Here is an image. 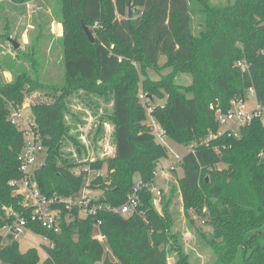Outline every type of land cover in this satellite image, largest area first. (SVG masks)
Masks as SVG:
<instances>
[{"label": "trees", "instance_id": "trees-1", "mask_svg": "<svg viewBox=\"0 0 264 264\" xmlns=\"http://www.w3.org/2000/svg\"><path fill=\"white\" fill-rule=\"evenodd\" d=\"M28 1L0 0V12ZM46 1L49 13L37 10L39 14L33 15L31 42L17 57L54 52L55 40L47 27L54 18L62 28L65 83L44 84L35 67L39 59L31 60L33 75L23 66L15 67L14 60L10 65L7 58L1 59V65L14 69V80H0V230L15 216H28L12 185L21 177L17 157L24 134L10 123L8 104L19 105L24 94L35 88L56 93L51 102L31 107L30 118L46 154L35 172L40 192L69 197L84 186L101 189L102 196L90 199L91 203L110 209L122 206L135 193L137 206L128 216L102 208L86 217H80L77 208L59 207L58 233L32 226L53 243L43 248L45 258L35 247L21 252L19 242L2 246L0 236L1 264H167L170 252L176 254L175 264H188L179 235L172 231V214L166 205L162 214L156 211L147 188L168 152L145 127L141 93L149 104L164 100L153 106V118L174 144L191 150L172 173L182 172L177 185L187 217L196 213L213 228L215 237L208 244L218 255L217 264H264V124L252 120L235 137L219 132L215 119L217 110L229 109L230 101L244 98L249 88L259 102L264 101V0H236L211 10L196 37L191 33L188 0ZM129 4L135 11L133 19L127 17ZM82 26L92 32L94 43ZM9 37L4 41H12ZM161 56L166 57L164 66L173 71L159 81L144 80L139 85L134 64L156 68ZM242 60L247 70L237 66ZM176 74L190 75L192 83L176 84ZM78 89L100 95L110 92L113 102L115 154L84 164L94 172L105 169V175L91 179L88 186L83 168L74 172L81 165L60 152L63 140L70 139L64 119L68 98ZM138 128L144 133H137ZM72 141L80 153L82 147ZM137 182L146 187L134 192Z\"/></svg>", "mask_w": 264, "mask_h": 264}, {"label": "rangeland", "instance_id": "rangeland-1", "mask_svg": "<svg viewBox=\"0 0 264 264\" xmlns=\"http://www.w3.org/2000/svg\"><path fill=\"white\" fill-rule=\"evenodd\" d=\"M46 0H30L27 3L16 6L15 10L2 9L0 12V80L3 83H10L14 80V69L9 70L5 68L4 64L1 65V59L10 61L14 60L15 67L23 66L28 73L33 75V67L31 60H38L35 67L38 68L40 80H44V84H51L54 87L64 85V72L62 68V28L59 23L52 18V21L47 25L49 32L53 34L52 39L55 46L54 52L46 51L41 53V56H32L29 52L28 56L24 58L17 57L24 51H27V45L31 42V35L34 34V25L31 24L33 15L37 10L49 13L50 9L47 6ZM236 0H188L189 15H190V28L193 36H197L200 31L204 29V22L206 14L211 10L225 8L233 5ZM47 3V4H45ZM39 14V13H38ZM15 17V23L12 22V17ZM59 26V28H57ZM10 35V39L19 44V50L13 48V45L4 41V37ZM4 57V58H3ZM166 57L161 56L158 61V66L155 68L142 69L139 64H134L139 77V85L144 80L159 81L166 75L170 74L173 70L171 67H165ZM173 81L183 87H187L192 83V77L187 74H176ZM43 82V81H42ZM56 93L51 89L35 88L24 94V100L19 105L22 107V114L31 116V107L33 105L49 103L53 100ZM140 96V95H139ZM142 101V100H141ZM164 100L155 99L152 103L142 101L145 111L149 107L153 108L156 104H163ZM148 113V112H147ZM147 117V116H146ZM66 126L69 128L67 135L70 139L65 138L62 142L60 152L63 156H68L69 161L78 163L79 166L74 170L75 173L87 170V166L91 162L99 160H108L114 157L115 148L113 144L114 121H113V102L110 100V92L105 95H100L95 92H85L78 89L73 90L68 98L67 109L64 113ZM147 120H145V123ZM25 124L24 121H22ZM147 127V126H145ZM224 127L219 128V132H223ZM137 133L143 134V128H138ZM72 139H75L82 147L81 152L78 153L79 146H75ZM173 145L174 151L178 154H185L188 149L178 146L170 141ZM77 151V152H76ZM46 154L45 149L42 154L38 156V163H44ZM173 161V155L168 153V157L161 159L156 170L155 185L159 188V194H152L153 205L157 212L162 214L164 205L168 208V212L172 214L173 227L172 231L177 233L182 252L188 257V264H217L218 255L213 248L208 244L210 239L215 237L213 228L210 226L208 220H205L196 213H188L187 217L184 211V204L181 192L177 185V179L181 176L180 169L176 173L172 171L161 172ZM105 167V165H104ZM100 175H105V169L98 171ZM139 184L137 182L135 187ZM108 186L112 184L108 183ZM89 199L100 198L103 194L101 189H89ZM94 197V198H93ZM156 201V203H154ZM9 211V210H8ZM206 208L202 209L203 214L206 213ZM128 216V215H127ZM97 231V230H96ZM26 236L19 240V250L25 252L29 247L38 249L42 258L46 257L43 245H37L41 238L25 234ZM98 237L97 232L94 233ZM34 242V243H30ZM238 257V256H236ZM177 260L176 254L170 252L167 255V264H175ZM1 264V262H0Z\"/></svg>", "mask_w": 264, "mask_h": 264}, {"label": "built area", "instance_id": "built-area-1", "mask_svg": "<svg viewBox=\"0 0 264 264\" xmlns=\"http://www.w3.org/2000/svg\"><path fill=\"white\" fill-rule=\"evenodd\" d=\"M237 66L243 71L247 70V65L244 60L239 61ZM139 98L142 101L147 100L143 93ZM9 121L13 125L17 126L23 131V145L20 153L18 154V168L21 177L12 183L15 187V192L21 195L23 198L24 206L27 207V215H18L14 217V220L5 225L0 230L1 245L7 246L13 242H19L24 238L25 234L37 236L41 238V241L37 245H43L44 247H52L53 243L48 236L39 235L32 228L33 225H40L47 233H58L61 229L59 220V207H63L67 210L77 208L80 217H86L88 215H94L96 211L105 208H110L104 205H95L91 203L88 198L90 190L84 186L77 194L69 197L53 196L48 197L43 195L35 181V172L41 166L38 163V156L44 152L41 138L37 132H35L34 124L31 121V116H23L22 107L20 105H14L9 103ZM148 112V113H147ZM146 116V128L151 133L157 143L162 145L168 153L173 155V161L165 169H161V172L173 171L180 163L183 156L188 154L191 150L181 155L174 151L171 140L167 137L165 131L160 127L156 120L152 116V108L147 109ZM215 119L220 127H224L223 132H227L235 137L239 135V128L249 124L252 120H260L264 124V101L263 103L257 100L255 91L253 88L248 89V93L244 98L235 97L230 101V107L226 111L217 110L215 113ZM25 122V124L22 123ZM87 175L85 176V185L88 186L91 179L100 177L98 171L84 170ZM157 173L155 174V176ZM142 186L140 182L134 188V192L139 190ZM155 185V182L147 187L154 195L159 194V188ZM156 203V201H154ZM137 199L135 193L128 196L126 202L117 208L110 209L114 213H118L122 216H127L131 211L136 208ZM100 222L97 224L99 225ZM99 241H103V236H98ZM34 243V242H30ZM43 247V248H44Z\"/></svg>", "mask_w": 264, "mask_h": 264}, {"label": "water", "instance_id": "water-1", "mask_svg": "<svg viewBox=\"0 0 264 264\" xmlns=\"http://www.w3.org/2000/svg\"><path fill=\"white\" fill-rule=\"evenodd\" d=\"M135 16V11H134V8H133V5L129 4V8H128V13H127V17L128 19H133ZM83 27V30L88 38V40L91 42V43H94L95 42V39L93 37V34L92 32L86 27V26H82ZM10 43L13 45V48L15 50H17L19 48V44L15 41H10Z\"/></svg>", "mask_w": 264, "mask_h": 264}, {"label": "crops", "instance_id": "crops-1", "mask_svg": "<svg viewBox=\"0 0 264 264\" xmlns=\"http://www.w3.org/2000/svg\"><path fill=\"white\" fill-rule=\"evenodd\" d=\"M57 28H59V26L57 27ZM179 146V145H178ZM182 147V146H181Z\"/></svg>", "mask_w": 264, "mask_h": 264}]
</instances>
